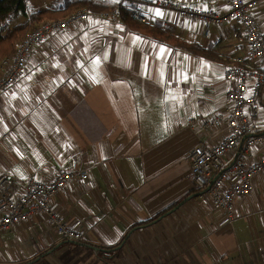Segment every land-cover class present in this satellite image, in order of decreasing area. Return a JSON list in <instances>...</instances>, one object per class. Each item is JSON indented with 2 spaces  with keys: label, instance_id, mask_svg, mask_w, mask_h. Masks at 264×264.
I'll return each mask as SVG.
<instances>
[{
  "label": "crops",
  "instance_id": "0c3cea01",
  "mask_svg": "<svg viewBox=\"0 0 264 264\" xmlns=\"http://www.w3.org/2000/svg\"><path fill=\"white\" fill-rule=\"evenodd\" d=\"M166 1L181 7H222V0ZM131 7L142 13L155 9L138 1ZM161 11V17L145 15L147 22L220 57L166 47L161 84L159 49L152 47L160 44L143 37L133 45L137 34L120 21L102 25L89 20L45 38L5 91L8 95H0V175L17 183L47 182L59 169L87 174L51 201L67 225L84 231L83 239L58 240L35 216L0 234V264H264V172L248 197L234 200L231 224L221 225L208 191L195 188L188 160L193 148L212 147L224 135V128L204 131L201 126L217 117L225 122L230 106L224 96L233 83L222 74L244 56L245 47L237 43L240 27L234 22L210 26L205 34L202 24ZM255 15L264 33V6ZM105 50L109 58L97 69L96 83L91 61ZM201 67L202 73L196 71ZM184 73L188 82L168 83L176 74L182 80ZM170 90L183 102L168 98ZM261 90L258 126L264 132V86ZM251 155H264V145L255 146Z\"/></svg>",
  "mask_w": 264,
  "mask_h": 264
},
{
  "label": "built area",
  "instance_id": "2783aa9c",
  "mask_svg": "<svg viewBox=\"0 0 264 264\" xmlns=\"http://www.w3.org/2000/svg\"><path fill=\"white\" fill-rule=\"evenodd\" d=\"M132 1L121 0L116 8L108 11H82L65 19L48 21L22 37L14 53L0 62V95L16 83L30 54L49 35L69 32L89 20L120 21L122 7L131 20L146 23L147 18L140 8L131 7ZM152 6L172 11L181 20L202 24L205 34L212 25L234 22L240 27L237 43L245 47L244 56L233 66L226 67L222 74L224 81L233 83L224 96L230 106L225 122L217 117L203 120L201 126L204 131L224 128V135L212 147L200 145L188 154L195 188L208 191L213 208L220 212L221 225L231 224L234 200L248 197L254 190L256 178L264 172V155L256 159L251 155L255 146L264 145V132H260L258 126L259 100L264 86V33L255 15L264 6V0H222L218 10L181 7L166 0H155ZM247 63L253 65L252 69L243 67ZM86 178L85 172L61 169L47 182L26 179L14 183L0 175V234L36 216L53 230L58 240L80 242L84 231L79 226L67 225L51 201L58 192H68L74 180Z\"/></svg>",
  "mask_w": 264,
  "mask_h": 264
},
{
  "label": "trees",
  "instance_id": "16d2710c",
  "mask_svg": "<svg viewBox=\"0 0 264 264\" xmlns=\"http://www.w3.org/2000/svg\"><path fill=\"white\" fill-rule=\"evenodd\" d=\"M35 1L38 0H0V61L14 53L16 45L22 37L45 22L65 19L76 12H100L117 7V4L111 3L110 0H64L61 6L51 5L34 12H29V5ZM120 22L128 31L141 37L152 39L156 43L175 51L210 59H218L220 57L213 50L203 48L196 43L185 42L157 23H140L131 20L124 7L120 8ZM215 55L218 56L215 57ZM178 205H175L173 208ZM170 210L171 208L162 212L154 219H159L169 213Z\"/></svg>",
  "mask_w": 264,
  "mask_h": 264
},
{
  "label": "snow or ice",
  "instance_id": "6c2138e0",
  "mask_svg": "<svg viewBox=\"0 0 264 264\" xmlns=\"http://www.w3.org/2000/svg\"><path fill=\"white\" fill-rule=\"evenodd\" d=\"M111 3H120L121 0H110ZM152 2L154 3L155 0H152ZM204 10H207V9H204ZM144 15L146 16H150L152 18H155V17H161L164 15V13L159 9V8H148L146 11H144L143 13ZM90 23L92 24H102V25H107L109 22L107 20H104V21H101V20H92L90 21ZM116 28L120 29L121 31H124V29L122 28L121 25L119 24H116L115 25ZM101 32L104 31L103 28L100 29ZM144 41V38L143 37H140L139 35H134V38L132 39V44L133 45H137L139 42H142ZM153 49H156L158 47V54H157V59H159L161 61V65H160V83L161 84H164L165 83V72H164V65H165V62L163 60V57L165 56L166 52L168 51V49L166 48V46L164 45H159L157 46L156 44H153L152 45ZM91 49L88 48V49H85V52H89ZM108 53L107 51L105 50L103 53L101 54H94V59L91 61L92 65H93V68L92 70L94 72H96L97 74L96 75H93L91 77V79L93 80V82H100L98 79H97V76L100 75V73L97 71V69L100 67L102 61H107L108 60ZM185 59H188V57H185ZM123 62V61H122ZM202 65H204L205 67L207 66L206 65V62H203L201 61L200 62ZM57 67H59V65H56ZM77 66L78 67H81L84 69L85 72H88V68L80 61H77ZM143 69H144V74L147 76L149 75V66H148V58L147 56H145L144 58V65H143ZM204 68L201 67V68H197L196 71L198 72H203ZM180 74H176L174 76H172L169 80H168V83L170 84L173 80H175L177 83H183V82H188L190 77L187 73H184L183 74V79L180 80L178 77H179ZM27 79L31 80L32 79V76H29L27 77ZM191 81L192 82H195V75L193 74L192 77H191ZM180 91H186V90H180ZM3 95L7 96L8 93L5 92L3 93ZM13 95V98H15V93L12 94ZM168 98H170L171 100L173 101H177V102H180L182 103V99L178 98V96L176 94H174L171 90L169 91L168 93ZM247 97H245L246 99ZM6 127H5V131H6Z\"/></svg>",
  "mask_w": 264,
  "mask_h": 264
},
{
  "label": "rangeland",
  "instance_id": "374dc122",
  "mask_svg": "<svg viewBox=\"0 0 264 264\" xmlns=\"http://www.w3.org/2000/svg\"><path fill=\"white\" fill-rule=\"evenodd\" d=\"M51 2H49V0H38V1H35V2H32L30 5H29V12H34L40 8H45L46 6H58V4L60 3H63L62 1L64 0H54V2H52L53 0H50ZM49 3H51V5H49ZM62 5V4H61ZM59 5V6H61ZM213 26V25H212ZM3 60V59H2ZM1 62V61H0Z\"/></svg>",
  "mask_w": 264,
  "mask_h": 264
},
{
  "label": "water",
  "instance_id": "95a60500",
  "mask_svg": "<svg viewBox=\"0 0 264 264\" xmlns=\"http://www.w3.org/2000/svg\"><path fill=\"white\" fill-rule=\"evenodd\" d=\"M138 2H143V3H152V0H134Z\"/></svg>",
  "mask_w": 264,
  "mask_h": 264
}]
</instances>
